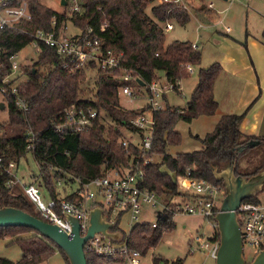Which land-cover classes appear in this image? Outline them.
I'll return each instance as SVG.
<instances>
[{"label":"trees","instance_id":"16d2710c","mask_svg":"<svg viewBox=\"0 0 264 264\" xmlns=\"http://www.w3.org/2000/svg\"><path fill=\"white\" fill-rule=\"evenodd\" d=\"M27 1L32 19L22 21L19 30H0V47L3 49L1 57L5 62V70L10 67L9 57L21 52L33 42V31L49 30L52 26V18L56 12L40 0ZM98 6H103L109 16V26L105 32H101L103 48L122 53L123 58L121 65L112 71L97 69V90L94 98H83L82 84L87 78V69L69 72L63 66L67 58L42 44L37 62L26 70L29 79L22 89L23 95L29 101L30 110L25 114L19 113L14 100H7L9 121L0 124V155L5 160L13 159L18 164L26 154L27 129L31 128L37 133L35 160L41 173V183L54 199L59 197L56 177L63 178L66 184L76 182L77 178L86 183L100 176L104 169H116L127 163L128 157L121 144L123 133L118 126H127L132 131H138L131 124V120L138 117L140 112L128 110L121 104L119 91L126 84L122 78L123 74H131L139 77L143 83H149L159 79V73H164L167 82L178 91L179 82L190 73L188 65H199L202 61V52L194 48L191 41H174L166 45L163 25L167 21H175L181 25L191 21L188 9L177 6L175 2L87 0V13L96 11ZM150 6L153 17L147 12ZM58 16L57 27L60 29L65 16ZM87 18L88 14L74 19V23L84 28L88 22ZM101 22L102 15L96 14L90 23L98 29ZM38 67L47 70L41 73ZM95 67L96 64H93L92 69ZM222 70L223 67L218 62L200 69L197 87L186 110L169 106L156 112L153 152L162 159L145 168L144 186L155 191L167 204L174 196L182 194L178 177L187 176L189 172L190 176L207 180L222 191L225 190L223 181L217 180L215 176L217 165L227 164L228 167H234L237 175H246L239 172V162L249 153V142L258 140L264 145V137L247 136L241 131L248 111L246 110L241 114L223 115L214 130L201 140V150L176 156L167 152L170 145L181 143V134L175 130L178 122H192L201 116L216 114L219 104L215 99L214 87ZM72 105L97 109L99 116L92 126L84 131L58 132L56 125L63 121L64 109ZM103 112L116 122L117 126L106 128L101 120ZM131 149L138 152L135 145H132ZM263 167H258L251 175H257ZM9 179L10 176L0 169L1 208L15 207L49 222L36 211L34 203L26 196L22 186H7ZM62 194H67L66 189ZM75 197L76 193L66 195L71 201ZM244 201L260 202L258 195ZM219 209L215 208L217 212ZM174 229V215L165 212L164 216L158 219L156 227L152 223L137 224L127 235L119 229V222H116L111 231L118 232L120 238L126 239L130 248L145 256L150 249L157 247L165 233ZM27 232L34 233L27 238H17L11 242L21 247L22 258L13 261L0 256V264H42L56 252L62 254L66 264H70L64 251L55 242L32 229L0 227V239ZM85 253L88 264H113L123 261L119 257H103L89 251ZM153 264H184V261L178 259L169 262L154 257Z\"/></svg>","mask_w":264,"mask_h":264},{"label":"built area","instance_id":"2783aa9c","mask_svg":"<svg viewBox=\"0 0 264 264\" xmlns=\"http://www.w3.org/2000/svg\"><path fill=\"white\" fill-rule=\"evenodd\" d=\"M175 2L177 6L189 9L186 0H158V3ZM59 5L64 7V11H55L52 18L51 29H38L31 33L33 44L38 55L42 50V44L53 48L58 54L65 56L64 68L69 72L77 70L92 69L96 64V69L102 68L112 71L121 65L123 54L114 50H105L102 45L101 32H105L109 26V16L103 6H98L96 11L87 13V0H59ZM209 9H214L213 3L208 4ZM58 14L64 15L65 20L58 29ZM88 14L87 24L84 28L76 25L74 19L84 17ZM96 14L102 15V22L97 29L90 22ZM32 13L27 0H0V30H19L22 21H30ZM69 21L73 22V27L77 30L73 35H69ZM221 24L223 22L221 21ZM225 25V24H224ZM165 29H174L172 21H167ZM231 27L225 26V32L230 33ZM194 48L198 46L193 44ZM3 49L0 47V92L7 100H14L19 113L25 114L30 110V104L22 89L29 79L27 72H23V66L19 62V52L12 54L9 59V69L5 70V62L2 60ZM93 70V69H92ZM188 71L193 72L192 65H188ZM27 74L28 78L19 83L22 74ZM22 75V76H21ZM126 84L120 88V96H125L130 103L144 100L141 103L140 115L131 124L138 130L139 142L123 135L121 144L124 147L128 161L116 169H104L102 174L90 182L83 183L76 179L77 189L74 200H68L67 194L59 195L58 199L51 196L50 191L41 183V173H31L29 181H24V176H20L19 167L15 160H5L0 155V169L10 176L7 182L8 187L19 184L23 187L26 196L34 203L36 211L46 220L57 224L72 240L74 237L73 225L67 218L68 215L76 218L80 223L82 236L87 235L90 226V212L94 207H101L104 210L109 222H120L125 214L130 215L129 223L132 224L139 219L145 206L158 209V217L164 216L165 212H171L174 217L178 214L199 215L207 218L211 223L214 234L211 239L203 240L196 237L197 244L191 245L190 253L197 252L205 254L204 260L200 264H208V261L216 262L220 248V234L218 223L214 219L217 211V201L222 190L207 180H201L190 176L178 177V185L181 195L174 196L167 204L162 201L155 191H151L144 186L146 179L145 168L156 160L153 152V142L156 129V112L164 110L165 95L174 91L172 84L167 87L166 81L156 79L149 83H143L139 77L125 73L122 76ZM4 107L8 108V104ZM99 116L97 109L85 108L84 106L72 105L63 111V121L56 125L58 132H81L92 126L94 120ZM103 116V113H102ZM101 116V120H102ZM107 116V115H106ZM129 129L127 126H122ZM132 131V130H131ZM27 145L26 156H32L35 160L34 151L38 141L37 133L28 128L26 131ZM135 145L138 152L132 151ZM158 156V155H157ZM36 162V160H35ZM55 170V169H54ZM67 177H70L67 175ZM57 186H64L63 178L56 177ZM43 190L49 193L46 203L43 197ZM71 193V194H72ZM1 208V196H0ZM219 208V207H218ZM240 230L243 238V247L249 244L256 247L258 251L264 249V203L242 201L236 209ZM113 216V219H111ZM157 222L152 223L156 227ZM85 252L89 251L98 256L121 258L122 263L113 264H139L141 253L129 247L128 242L119 238L113 241L101 233L95 234L85 244Z\"/></svg>","mask_w":264,"mask_h":264},{"label":"rangeland","instance_id":"374dc122","mask_svg":"<svg viewBox=\"0 0 264 264\" xmlns=\"http://www.w3.org/2000/svg\"><path fill=\"white\" fill-rule=\"evenodd\" d=\"M42 4L51 8L55 11H64L65 8L59 5V0H40ZM189 5L188 12L191 15V21L185 25H181L175 21H172L174 24V29L168 31L165 29L166 34V45L174 41H191L196 43L198 41L199 46L202 51V61L199 65H192L193 72H190L189 75L182 79L180 93L178 91L169 92L165 95V107L179 108L181 110H186L188 102L190 101L194 89L197 85V80L199 76V71L201 68H208L211 64L214 63L216 59L215 53L218 51L215 49L216 44L206 38H198V21L195 20V13L203 14L206 13L205 9L208 10V4L213 3L216 11L223 10L227 8V11L219 16L214 18L213 22L216 25H212L210 30H213L217 33L218 36H223L224 33L226 36L233 35H246L248 30H246V24L249 20V30L251 33L263 37L264 31V0H186ZM207 4V5H206ZM151 6L147 9V12L150 16L153 17L150 10ZM223 8V9H222ZM193 10V11H192ZM195 11V12H194ZM220 13V12H219ZM221 21L223 24H221ZM225 24V25H224ZM70 30L68 31L69 35H73L74 32L80 31L73 27V22L69 21ZM225 26L232 28V32L227 34L225 32ZM219 30V31H218ZM221 32V33H220ZM219 48V47H217ZM38 53L33 44L28 45L21 52H19V62L23 66V72H25L28 67L33 66L38 60ZM41 73L46 72L47 69L38 67ZM87 78L82 84L83 89V98L90 99L94 98V94L97 90L96 80H97V69H87ZM23 75V76H22ZM19 83L24 82L28 76L27 74H22ZM159 78L163 82L166 81L167 87L170 88L164 73H159ZM121 104L124 108L128 110L139 111L141 109V103H144L142 100H138L134 103H130L125 96H120ZM7 103L5 97L0 92V105L1 103ZM218 115L215 116H201L194 119L192 122L180 121L178 122L175 130L181 134L182 140L180 144L170 145L167 152L171 155H178L180 153H187L198 151L203 148L201 140L205 136L212 132L215 128V125L218 121ZM9 121V110L5 106L4 108L0 107V124L2 122ZM102 122L108 128L111 125L117 126L116 122L112 121L111 118L106 116L103 112ZM120 126V125H119ZM123 135H126L128 138L134 139V141L139 142V133L137 131H131L119 127ZM155 154L156 160L160 161L162 158ZM264 166V145L259 144L250 148L249 153L245 154L244 157L240 159L239 162V172L246 175H237L235 170V175L242 176L243 179L249 180L252 178L251 175L254 173L258 167ZM231 166L227 164L217 165L215 172L217 175L227 171ZM168 172L169 169L165 168ZM264 172V167L259 171L258 174ZM31 173H39V167L37 162H35L32 156H23L20 160L19 174L24 176V181H29ZM56 184V183H55ZM57 192L59 195H62L64 189L66 192L71 194L77 189V183L71 182L66 184L64 181V186L59 187L56 185ZM226 196V191L223 190L218 201L217 207L222 206V202ZM44 201L47 203L49 193L43 190ZM258 199L261 203H264V190L258 195ZM158 209H152L149 206H145L144 211L140 214L139 219L136 220L132 226L129 223L130 215L125 214L121 221L119 222V229L125 232L127 235L130 234L131 229L137 224L143 223H154L158 221ZM113 219V216H111ZM175 229L172 232H167L163 235L162 240L154 249L144 256L141 257L139 264H153L154 257L162 258L163 260L173 262L178 259L184 261V264H200L205 258V254L197 252L196 254H191V245L193 247L197 244L196 237H200L203 240L211 239L214 234V229L207 218H204L199 215H189V214H178L174 217ZM34 232H27L18 234L15 237H4L0 239V256L9 258L13 261H18L23 256V251L19 245L14 242L17 238H27L28 236L33 235ZM258 249L249 245L248 243L244 245V253L248 262L253 261V259L258 254ZM42 264H66L64 257L61 253L56 252L47 262ZM109 264V263H108ZM208 264H216V262L208 261Z\"/></svg>","mask_w":264,"mask_h":264},{"label":"water","instance_id":"95a60500","mask_svg":"<svg viewBox=\"0 0 264 264\" xmlns=\"http://www.w3.org/2000/svg\"><path fill=\"white\" fill-rule=\"evenodd\" d=\"M0 107L3 108V104ZM259 144L260 141L253 140L249 142L248 146L253 147ZM228 171H224L220 175L215 172L217 180L223 181L226 191L222 206L215 216L220 234V248L216 264H264V249L258 252L253 261H247L236 212L243 200L257 196L263 191L264 172L245 180L242 176L235 175L234 167ZM253 187H256V190L251 192ZM67 218L73 225L74 237L72 240L57 224L39 219L15 207L0 208L1 228L24 227L38 232L55 242L64 251L70 264H88L84 247L95 234L101 233L115 241L120 238L118 232L111 231L116 222H109L101 207H94L91 210L89 231L85 236L81 235L79 221L70 215Z\"/></svg>","mask_w":264,"mask_h":264},{"label":"crops","instance_id":"0c3cea01","mask_svg":"<svg viewBox=\"0 0 264 264\" xmlns=\"http://www.w3.org/2000/svg\"><path fill=\"white\" fill-rule=\"evenodd\" d=\"M226 11L227 8L220 11L208 8L205 9L206 13L196 12L194 15L199 24L198 38H206L216 44L218 51L214 63L218 62L223 67L214 87L215 99L219 104L215 115L219 116V120L223 115L241 114L248 110L241 131L247 136L264 137V35L259 37L251 33L248 20L246 35L231 34L230 37L220 32L223 36H218L210 27L216 25L214 18ZM196 42L197 49L201 51ZM179 84L178 93L181 82ZM1 104L4 106V103Z\"/></svg>","mask_w":264,"mask_h":264},{"label":"flooded vegetation","instance_id":"af4514ba","mask_svg":"<svg viewBox=\"0 0 264 264\" xmlns=\"http://www.w3.org/2000/svg\"><path fill=\"white\" fill-rule=\"evenodd\" d=\"M255 190H256V187H253L250 191L254 192ZM263 190H264V188H263Z\"/></svg>","mask_w":264,"mask_h":264}]
</instances>
